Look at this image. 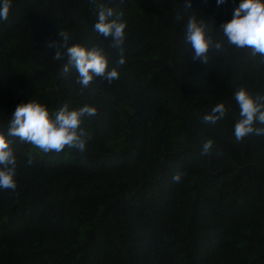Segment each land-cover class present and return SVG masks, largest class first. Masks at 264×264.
<instances>
[{
    "label": "trees",
    "instance_id": "trees-1",
    "mask_svg": "<svg viewBox=\"0 0 264 264\" xmlns=\"http://www.w3.org/2000/svg\"><path fill=\"white\" fill-rule=\"evenodd\" d=\"M240 2L13 0L0 21V131L31 100L52 115L64 104L97 115L81 124L90 137L83 153H43L9 137L17 187L0 189V264H264V135L237 142L233 134L234 92L264 95V63L218 29ZM98 4L127 22L122 66L94 30ZM192 13L214 22L223 45L207 64L185 43ZM59 31L70 44L104 47L118 79L82 87L47 47ZM217 103L225 117L204 123Z\"/></svg>",
    "mask_w": 264,
    "mask_h": 264
},
{
    "label": "clouds",
    "instance_id": "clouds-1",
    "mask_svg": "<svg viewBox=\"0 0 264 264\" xmlns=\"http://www.w3.org/2000/svg\"><path fill=\"white\" fill-rule=\"evenodd\" d=\"M224 2L225 0H217V5ZM120 3H123V0H120ZM12 5L13 0H0V21H7ZM188 7L190 3L185 5L186 12ZM96 9L94 30L105 39H110V48L119 50L120 59L117 65L122 66L125 63L122 45L127 27L123 12L104 4H98ZM182 18L178 13L176 19ZM213 26V21L209 23L204 18H198L196 13L188 16L184 39L193 53V61L207 64L210 53L222 49V43L213 38ZM218 29L223 33L228 45L247 49L251 56H259L261 63H264V0H241L239 6L234 9L232 19L222 23ZM57 35L59 39L49 40L47 47L55 49L54 59H67L65 72L69 71L70 66L76 69L78 83L82 87H87L96 77L109 83L118 79V69L109 68L104 47L86 49L80 44H70L71 37L67 32L59 31ZM234 98L239 106V119L234 124L233 133L236 141L239 142L252 134L264 135V95L253 96L241 86L234 92ZM227 111L224 103H217L210 113L203 116V122L215 124L225 117ZM96 115L97 109L87 104L76 109H69L68 105L64 104L54 115L50 114L46 106L35 100L18 104L8 122L7 132L0 131V189L15 191L17 187V161L10 147L12 141L9 137H16L43 153L61 152L65 148L83 153L90 137L81 128V124L84 118ZM256 124L262 127H254ZM212 144L211 139L203 144L202 156L209 153ZM34 159L30 155L27 165L31 166ZM181 178L180 172L173 176L176 182Z\"/></svg>",
    "mask_w": 264,
    "mask_h": 264
}]
</instances>
